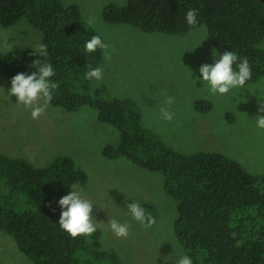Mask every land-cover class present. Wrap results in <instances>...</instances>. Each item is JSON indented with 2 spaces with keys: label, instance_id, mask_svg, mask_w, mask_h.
Instances as JSON below:
<instances>
[{
  "label": "trees",
  "instance_id": "1",
  "mask_svg": "<svg viewBox=\"0 0 264 264\" xmlns=\"http://www.w3.org/2000/svg\"><path fill=\"white\" fill-rule=\"evenodd\" d=\"M190 8L198 11L196 25L185 20ZM103 15L109 23L148 34L183 36L204 26L217 52L248 58L252 76L245 85L264 79V0H125L123 6L108 5ZM21 21L42 34L47 55L28 46L0 52V73L8 85L17 73L35 71L34 60L50 63L56 73L50 79L58 83L51 104L66 112L82 105L96 108L97 119L119 132L120 143L106 147L104 156H124L161 174L164 191L177 202L175 236L192 264H264V176H251L217 152L177 153L145 131L128 102L104 101L97 92L92 99L85 74L88 65H100L103 50H85L96 34L73 3L0 0V27ZM0 180V232L32 264H121L112 250L100 249L99 230L73 239L59 227L57 201L86 180L69 157L37 168L0 153ZM140 205L155 218L149 204Z\"/></svg>",
  "mask_w": 264,
  "mask_h": 264
},
{
  "label": "rangeland",
  "instance_id": "2",
  "mask_svg": "<svg viewBox=\"0 0 264 264\" xmlns=\"http://www.w3.org/2000/svg\"><path fill=\"white\" fill-rule=\"evenodd\" d=\"M63 1L73 3L86 25L110 46L111 59L102 52L98 66L103 78L89 79L92 99L97 92L104 101L128 102L145 131L177 153L217 152L251 176H264V129L255 123L257 115H264L258 112L264 104V79L227 94H211L198 70L214 62L204 26L183 36L148 34L104 19L108 5L123 6L125 0ZM22 22L0 27L1 53L27 46L39 49L42 34ZM9 88L0 73V153L37 168L69 157L86 176L85 183L73 184L69 193L78 191L93 203L101 250H112L121 264H176L186 255L174 233L177 202L164 191L161 174L137 167L124 156H104V149L116 148L120 138L112 126L97 119L96 108L82 105L66 112L50 103L33 119L30 109L16 103L14 95L9 97ZM169 96L174 98L169 110L175 116L165 121L159 110L167 107ZM132 202L153 208L156 223L151 228H144L127 212L125 205ZM111 219L129 225L127 238L112 233ZM0 264H32L2 232Z\"/></svg>",
  "mask_w": 264,
  "mask_h": 264
},
{
  "label": "clouds",
  "instance_id": "3",
  "mask_svg": "<svg viewBox=\"0 0 264 264\" xmlns=\"http://www.w3.org/2000/svg\"><path fill=\"white\" fill-rule=\"evenodd\" d=\"M197 14L196 9L190 8L185 15L187 24L196 25ZM84 47L88 53L101 49L105 59H111L110 46L99 35H93ZM46 48L47 45L43 43L39 45L41 55H47ZM212 57L214 61L212 64H202L198 69L200 79L207 82L211 94H227L234 88H243L246 82L251 79L252 69L247 57H239L235 51L230 50L218 54L215 49L212 50ZM32 65H35V71L17 73L11 78L7 93L9 97L14 95L17 98L16 103L30 109L33 119H38L51 103L53 91L58 87V83L50 79L56 75L50 63L34 60ZM88 69L85 74L86 79L101 80L103 78L102 68L88 65ZM173 103V97L166 98L167 107L162 106L159 110L161 119L173 120L175 113L169 110ZM258 112L264 113V104L259 106ZM255 123L258 128L264 129V115H257ZM57 203L61 209L58 220L59 227L71 238L91 236L96 232L98 223L92 216L93 203L83 198L80 192L72 190L67 195L62 196ZM125 208L134 220L144 228H151L156 223L152 214L147 212L138 202L126 204ZM108 226L117 238L129 236L128 224H122L116 219H111L108 221ZM176 264H192V259L188 255H181Z\"/></svg>",
  "mask_w": 264,
  "mask_h": 264
}]
</instances>
